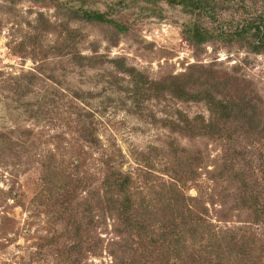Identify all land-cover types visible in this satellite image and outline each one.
<instances>
[{"label": "trees", "instance_id": "1", "mask_svg": "<svg viewBox=\"0 0 264 264\" xmlns=\"http://www.w3.org/2000/svg\"><path fill=\"white\" fill-rule=\"evenodd\" d=\"M81 1L85 3L86 0ZM160 1L171 7L180 6L191 16L183 33L194 48L217 42L236 43L255 55L264 54V15L244 18L227 32L219 28L215 31L206 25L205 19L216 20L221 11L228 8L230 0ZM116 10V5L104 12L82 6L70 8V14L73 20L109 25L118 32L127 33L129 26L113 17ZM39 20L35 26L39 28L37 34H30L14 48L15 54L25 59L30 49L37 64L35 69L15 74L0 70V95L33 124L31 127L16 124L4 136L0 132V168L22 167L28 163L40 167L41 187L32 201L33 205H44L52 212L50 223L53 227L44 238L45 244L39 247L49 248L56 264H84V257L93 251L87 237L89 227L84 226H89L97 214L119 222L116 228L119 240L115 243L119 245L121 256L113 254L114 264H264V171L260 177L253 162L243 154L239 136L241 129L251 131L253 124L258 126L254 106L244 105V97L241 104L235 101L230 93L233 86L230 81L220 80L210 72L199 74L196 68L202 67L200 64L189 66L181 74L154 80L128 65L125 58L110 60L118 74L128 77V85L124 88L130 101L127 106L135 113H142L152 100L169 97L188 103L204 102L208 106L210 118L203 115L191 118L179 113V117H167L163 123L183 136H204L223 142V165L216 177H227L228 182L235 184V203H240L250 212L252 222L261 226V237H247L244 233L237 240L231 230L229 233L223 231L220 237L214 231L215 226L207 222L206 209H199L198 198L187 196L183 190L187 181L197 178L199 169L208 168L199 156L180 154L179 148L173 147L175 173L168 172L173 181L164 183L160 189L152 185V199L136 196L131 171L107 154L86 94L82 90L64 91L54 69H47L48 64H44L55 56L61 61L67 59V65L75 68H94L100 63L99 59L75 52L79 32L68 25L70 22L60 24L62 37L45 47L43 36L59 27L51 24L42 13ZM46 119L56 126L64 123L67 128L62 134L53 135V142H47L53 146L47 154H35L33 151L42 145V136L38 137L35 123L40 125ZM67 134L70 138L66 146L64 137ZM61 148L67 153H62ZM180 182L183 188L178 186ZM12 190L6 192L7 200L17 198ZM3 193L1 190L0 203ZM80 202L89 219L85 225L78 214Z\"/></svg>", "mask_w": 264, "mask_h": 264}, {"label": "rangeland", "instance_id": "2", "mask_svg": "<svg viewBox=\"0 0 264 264\" xmlns=\"http://www.w3.org/2000/svg\"><path fill=\"white\" fill-rule=\"evenodd\" d=\"M121 1L123 4H118ZM114 5L117 10L113 17L129 26L127 33L118 32L109 25L73 20L70 14V8L83 6L87 10L104 12ZM227 6L216 20L206 17L209 28L227 32L244 18L264 15V0H230ZM41 13L51 24L59 27L52 34L43 36L45 47L62 37V26L59 25L70 22L68 25L79 32L75 52L99 59L100 63L94 68H75L67 65V59L63 58L64 62L55 56L44 64H48L47 69H54L52 71H55L64 91L82 90L86 94V102L95 112L98 133L107 154L112 155L118 165L131 171L136 196L152 199V185L156 184L160 189L164 183L173 181L168 172L175 173L172 153L173 147L179 148L180 154L199 156L202 163L208 165V168L199 169L195 180L187 181L185 187L181 182L178 186L184 187L187 196L198 198V207L206 209L205 218L215 226V233L221 237L223 231L229 233L231 230L237 240L244 233L247 237L260 238L261 226L252 222L250 212L240 203H235V184L228 182L227 177H216L222 170L223 142L204 136H183L163 123L167 117H179V113L191 118L198 115L210 118L208 106L204 102L188 103L169 97L152 100L142 113H135L127 106L130 101L124 88L128 85V77L118 74L110 60L125 58L128 65L154 80L181 74L189 66L200 64L202 67L196 68L199 74L210 72L220 80L230 81L233 85L230 93L235 101L241 104L244 97L243 104L254 106L259 119L258 126L253 124L251 131L241 129L239 136L243 154L253 162L261 177L264 171V54L255 55L236 43L217 42L194 48L183 33L191 16L180 6L171 7L165 1L0 0L1 71L15 74L35 69L37 64L30 55L32 51L29 49V56L25 59L16 55L14 48L30 34H37L39 28L37 30L35 26L40 23ZM251 113L252 110L249 111ZM25 118L0 95V132L3 136L10 133L16 124L33 126ZM35 128L38 137L42 136V145L33 153L47 154L53 148L47 142H53L51 137L62 134L67 127L64 123L56 126L46 119L40 125L35 123ZM68 138L69 134L64 137L66 146ZM60 150L67 153L65 149ZM22 167L11 168L9 165L0 168V191H4L0 203V264H56L50 249L39 247L45 244L44 238L53 227L50 223L52 212L44 205H33L32 201L41 187L40 167L31 163ZM11 190L17 198L7 200L6 192ZM78 205L79 218L85 225L89 219L83 212L82 202ZM98 212L102 214L100 209ZM93 220L89 226H84L89 227L87 237L93 245V251L84 257V264H114L113 254L121 256L119 245L115 243L119 240L116 235L119 222L97 214Z\"/></svg>", "mask_w": 264, "mask_h": 264}]
</instances>
